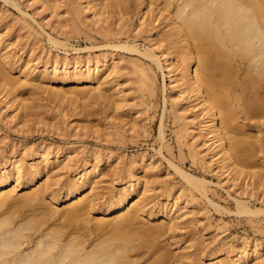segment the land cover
<instances>
[{"label": "rangeland", "instance_id": "1", "mask_svg": "<svg viewBox=\"0 0 264 264\" xmlns=\"http://www.w3.org/2000/svg\"><path fill=\"white\" fill-rule=\"evenodd\" d=\"M76 1L82 7L78 17L68 10L72 0L56 1L59 15L40 0H0V49L13 60L0 63V79L9 74L13 90L28 104V108L16 110L8 85L0 80V167L10 168L18 161L29 174V167L49 153V163L55 161V168L31 185L49 180L52 193L47 200L61 209L68 183L84 168L95 166L99 175L93 205L88 208L90 225L112 217L105 209L114 196L127 181L140 177L133 197L142 196L145 226L160 222L149 219L147 213L154 208L165 206L178 216L169 236L179 241L180 247L172 250L183 255L180 263L208 264L220 259L233 264L241 247L257 248L264 258V211L259 212L264 210V181L254 174L264 170L254 166L236 175L221 168L217 159L222 152L211 156L216 151L205 143L211 134L201 129L204 112L192 106V93L179 92L168 67V57L174 56L180 64L181 47L177 36L166 40L162 35L171 29L166 25V12L158 14L157 20L152 19V13L140 18L148 0H139L137 7L130 0L128 14L98 21L87 0ZM111 28V35L135 43L140 51L109 42L110 36L104 33ZM145 49L154 51L162 67L143 54ZM103 59L117 62L104 95L90 97L98 93L93 83L87 87L88 97L77 103L56 97L61 90L73 95L71 84H64L59 74L36 89V81L23 73L32 70L30 78L42 66L57 61L72 66ZM145 74L153 79L152 84L143 81ZM116 91L120 96L113 94ZM259 155L264 157L263 152ZM181 171L208 180L209 198ZM24 182V178L13 181L8 188L15 186L16 194H22ZM239 197L249 202L251 212H238L234 198ZM247 263L264 264V259L257 261L251 256Z\"/></svg>", "mask_w": 264, "mask_h": 264}, {"label": "bare ground", "instance_id": "2", "mask_svg": "<svg viewBox=\"0 0 264 264\" xmlns=\"http://www.w3.org/2000/svg\"><path fill=\"white\" fill-rule=\"evenodd\" d=\"M40 1L56 15L60 14L58 0ZM79 3L72 0L68 8L74 17L82 11ZM134 3L139 5V0ZM87 5L98 21L130 11V0H87ZM145 8L140 18L152 13V19L157 20L158 14L166 12V25L171 29L163 31L162 35L166 40L171 36L179 39L181 62L177 63L174 56L168 57V67L179 92L192 93V106L204 112L201 129L211 134L205 143L216 151L211 156L222 152L221 159H217L221 168L225 172L234 171L236 175L254 166H262L264 170V157L259 155L264 153V0H148ZM111 34H114L113 28L104 33L110 36L109 42L130 51H140L135 43L122 42ZM156 39L158 41V35ZM51 40L57 42L54 38ZM143 54L162 67L153 50L145 49ZM0 56L1 64L13 62L1 49ZM116 67L117 62L109 63V59L72 66L57 61L39 68L35 77L28 78L33 75L32 70L23 73L27 79L36 81V89L42 87L43 81L55 79L59 74L64 84H71L73 95L68 96L61 90L56 97L77 103L88 97L87 87L93 83L98 93L90 97L103 96L109 75ZM145 76L143 81L152 84L153 79ZM3 81L12 94L11 105L16 104V110L28 108L13 90L12 77L6 73ZM113 94L119 95V91ZM163 134L161 131L162 138ZM49 160V153H43L40 163L29 167V174L24 173L18 161H13L10 168L0 167V264H183L180 263L183 255H176L172 250L180 247L179 241L169 236L178 216L165 206L161 210L154 208L147 213L149 219L160 222L145 226L141 215L142 196L133 197L140 177H136L135 182L127 181L114 196L105 209L112 217L90 225L88 208L93 205L97 168H84L70 181L65 188V205L55 209L47 200L52 193L49 192L50 181L38 180L39 185H31L43 174L53 171L55 161L49 163ZM181 172L208 197V180ZM254 174L264 181V171ZM22 178L26 185L22 194H16L15 186L8 188L13 181L20 182ZM234 199L238 212L252 211L246 199ZM251 256L257 261L264 259L259 249L241 247L233 264H249ZM208 264L224 263L216 259Z\"/></svg>", "mask_w": 264, "mask_h": 264}]
</instances>
